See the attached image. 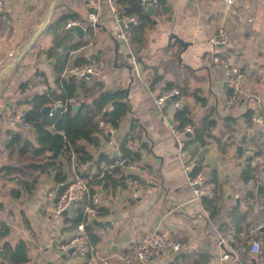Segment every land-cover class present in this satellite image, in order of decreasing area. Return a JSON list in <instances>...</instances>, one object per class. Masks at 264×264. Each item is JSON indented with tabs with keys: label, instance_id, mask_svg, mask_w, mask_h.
I'll return each mask as SVG.
<instances>
[{
	"label": "crops",
	"instance_id": "0c3cea01",
	"mask_svg": "<svg viewBox=\"0 0 264 264\" xmlns=\"http://www.w3.org/2000/svg\"><path fill=\"white\" fill-rule=\"evenodd\" d=\"M5 1L0 13V70L43 24L45 27L3 77L0 107L7 101L20 104L31 95L28 84L37 74L45 76L50 88L57 69L62 68L63 75L79 57L96 59L103 67L96 78L105 89L124 90L130 111L107 139L98 136V148L88 144L87 149L96 158H117L120 141L133 126L136 134L130 143L132 148L148 146L140 148L139 160L130 162L135 168L124 167L125 175L138 176L139 186L132 187L131 179H126L125 186L118 184L107 190L96 187L99 207L106 210L96 223L91 221L99 236V241L91 245L96 264H137L126 262L125 256L131 245L153 229L188 244L176 262L174 255H169L154 264H264L260 253L264 246V176L260 194L256 187L246 186L242 176L249 155L264 145V0H233L230 8L225 0H162L153 8L154 24L147 29L139 49L118 36L122 29L107 0H56L52 12L53 0ZM69 13L83 20L82 37L64 27L56 34L48 28L53 20ZM91 14L96 21L88 32L84 24ZM222 22L227 26L229 41L216 47L210 38ZM79 41L83 42L80 47L71 46ZM50 50L52 53H48ZM214 58L236 65L244 73L243 94L233 111L225 110L229 92L221 64ZM152 69L164 83L187 86L181 107H189L195 123L207 114L237 117L232 139L218 127L213 133L221 139V146L213 139L202 145L188 137L178 145L169 128L176 123L174 109L166 104L161 110L155 105L158 91L150 83ZM24 82L27 88L22 90ZM195 93L206 102L196 101ZM248 109L253 110L250 127L244 119ZM14 129L33 139L31 131ZM8 130L12 128L0 120V167L16 162L15 154L5 148ZM238 145L242 146L241 154L236 151ZM68 164L64 166L71 168L68 179L74 171L93 175L97 166L106 167L104 161L77 165L73 156ZM142 169L159 182L147 185L141 179ZM193 171L217 182L214 207L204 204L207 197L195 196L194 185L187 178ZM8 186L11 184H4L0 175V222L10 228L1 242L14 245L25 241L28 261L24 264H88L91 256L76 259L61 248L73 232L69 220L85 202L70 206L66 214L55 215L54 203L62 190L53 172L40 175L33 191L20 198L10 197ZM241 239L248 246L243 256ZM253 239L261 247L255 254L249 251Z\"/></svg>",
	"mask_w": 264,
	"mask_h": 264
},
{
	"label": "trees",
	"instance_id": "16d2710c",
	"mask_svg": "<svg viewBox=\"0 0 264 264\" xmlns=\"http://www.w3.org/2000/svg\"><path fill=\"white\" fill-rule=\"evenodd\" d=\"M162 0H158V5ZM118 13L136 18L135 24L128 26L129 42L134 48H141L144 44V36L147 29L151 28L154 24L153 14H148L140 4L139 0H116ZM157 5V6H158ZM75 20L81 22L83 20L77 14L69 13L63 14L57 19L53 20L48 28L60 31L67 20ZM92 26L87 27L88 32L92 30ZM66 35H70L69 32ZM58 43V42H56ZM83 42L72 44L73 48L80 47ZM48 53H52L50 50ZM136 61H140L138 53L135 56ZM85 57H79L73 61L74 66L81 65L88 62ZM97 61V60H96ZM64 62V61H63ZM62 67V65H61ZM57 76L54 85L44 94L31 93L20 104L25 105L27 112V121L31 125V132L33 139L27 137L23 132L18 131L11 127L12 130L7 131L8 138L5 142V148L10 153L16 156L15 164H4L0 167L1 179L4 184H11L8 186L10 197L20 198L23 194L31 193L42 174L53 172L55 180L59 185H65L68 180V175L71 173L70 163L71 157L75 159L77 165L93 163L99 164L104 161L105 168L97 166L96 173L88 175L76 171V174L83 178L88 187L89 194L96 193V187L101 185L103 189L115 188L118 184L125 186L126 179H138L135 175H125L124 165L118 164L121 158H126L127 163L137 161L141 157L140 148L147 149V144L140 145V148L133 149L130 144L135 137L133 127L130 131L123 136L119 144L120 156L110 159L106 156L96 158V156L89 152L87 145L90 144L98 148L101 137L99 136V121L111 124L114 129L125 119L130 111V105L125 100V92L120 89H105L104 85L98 78L75 77L72 75L63 76L62 68L56 70ZM163 81V77L158 74L156 69L151 70L150 83L152 86L157 81ZM27 83L24 82L20 88L24 90L27 88ZM177 87L180 91L176 99H181L187 93V86L175 85L171 82H165L164 88L169 89ZM1 90V89H0ZM229 92V91H228ZM69 98H75L78 108L73 109L74 104L67 103L65 109H57L52 115L48 111H43V108L50 102L61 100L66 102ZM196 101L204 104L205 98L194 94ZM111 105V110L108 106ZM253 117V110L248 109L244 113L245 123L248 127L251 126ZM173 118L177 127H182L186 124H191L195 128V134L191 141L205 144L208 139L215 140L220 146L222 145L221 139L215 135L213 131L221 127L225 130L228 139H232L237 124V117L214 116L207 114L203 116L198 123H195L191 116V111L187 105L174 110ZM221 134V133H220ZM107 139V135L102 137ZM263 147V146H262ZM262 148H258L252 153H257ZM223 150V148H221ZM251 154L247 158V165L243 170L242 176L246 181L251 172ZM65 163L66 168H64ZM196 170V169H195ZM196 173L193 171L192 174ZM63 187L60 189L62 190ZM253 196L252 192H249ZM215 198V197H214ZM213 199L206 198L204 204L209 207H214ZM90 202L86 201L83 208H78L76 214L69 221L72 226L84 220V207L89 205ZM2 208L0 204V209ZM100 215L106 214V210L98 207ZM94 224L85 222L84 228L90 245H95L99 241V236L95 231ZM10 232L7 224L0 222V264H24L28 261L27 245L25 241L19 240L14 245L3 241ZM264 244V236H263ZM242 243L240 249L241 255L247 251L248 246L244 239L239 240ZM261 249V247H260ZM260 253L264 256V246ZM206 263V261L200 264Z\"/></svg>",
	"mask_w": 264,
	"mask_h": 264
},
{
	"label": "built area",
	"instance_id": "2783aa9c",
	"mask_svg": "<svg viewBox=\"0 0 264 264\" xmlns=\"http://www.w3.org/2000/svg\"><path fill=\"white\" fill-rule=\"evenodd\" d=\"M114 15L118 20H121L125 25V29L119 33L120 39L129 42V30L128 24H135L136 18L134 16L124 15L118 13L116 0H107ZM233 0H225V5L230 8ZM140 6L147 10L149 7L152 9L157 7L158 0H139ZM6 7V1L0 0V13L4 11ZM96 18L94 15H90L84 26L94 25ZM75 25H82L81 22L75 20H67L64 29L68 30L70 27ZM229 41V33L225 23H220L215 33L210 38V42L213 46H225ZM130 44V42H129ZM215 61H219L222 67L223 81L226 88L229 91L226 103L224 105L226 111H233L236 105H238L242 94V81L244 78V73L240 67L233 65L229 62L214 58ZM135 64V61H134ZM103 67L99 61L89 60L78 66L70 65L64 69L63 75L65 76H75V77H86V78H96L102 73ZM28 87L33 93L44 94L49 90V85L43 74H37L33 79L30 80ZM155 89L158 91L155 98V105L163 110L166 106V101L170 100V107L174 110L181 107L180 99H176L179 96L180 91L177 87H172L169 89L164 88V82L162 80L157 81L154 85ZM67 103L76 104L75 98H69L66 102L61 100H55L46 105L48 108V114L52 115L57 109H65ZM0 120L3 123L11 127H18L20 130L29 132L32 127L27 121L26 107L23 105L7 101L0 107ZM258 121V118H254ZM99 136H108L114 131V127L103 121H99ZM170 131L172 132L175 141L180 145L185 138H192L195 134V128L191 124H186L182 127H177L175 124L169 125ZM251 172L249 178L246 180V186L256 187L264 176V145L262 149L257 153H251ZM126 158H121L118 164L124 165L126 168H135L133 163H127ZM141 179L145 181L147 185L155 184L159 182V179L151 174L150 172L142 169L140 171ZM188 181L191 185H194V194L197 197H207L213 198L217 190V182L213 179L204 178L200 173L188 174ZM131 186L137 187L140 185V179H131ZM89 201L90 204L84 207V220L73 226V232L69 239L65 240L61 244V248L64 251L71 249V254L76 259L87 258L90 260L88 264H96L97 258L92 254L93 248L90 245L86 232H85V222H91L100 216V211L98 210V196L96 194H89V187L86 181L73 172V175L68 179L62 189V191L57 196L54 203V214L60 215L62 211L68 210L70 206L82 204ZM188 247L185 242L173 240L169 238L164 232L158 230H150L146 232L141 239L130 246L128 253L125 256V260L128 263L137 264H154L159 262L163 256L175 255L179 252H183ZM260 250V243L258 240H252L250 246L251 253H257ZM226 258L227 255L225 254ZM103 261V260H100ZM105 262V261H103Z\"/></svg>",
	"mask_w": 264,
	"mask_h": 264
},
{
	"label": "water",
	"instance_id": "95a60500",
	"mask_svg": "<svg viewBox=\"0 0 264 264\" xmlns=\"http://www.w3.org/2000/svg\"><path fill=\"white\" fill-rule=\"evenodd\" d=\"M55 2L56 0H53V3H52V7H51V12H52V9L55 5ZM147 13L148 14H152L153 12V9L151 7H149L147 10ZM118 24L120 25L121 29L124 30L125 29V25L123 24V22L121 20H118ZM131 23H129L128 25H130ZM45 27V24L42 25V27L37 30L35 32V34H33L32 38L30 39V41L28 42V44L25 46V48L18 54H16L15 56H13V58L11 59V61L6 64V66H4L1 70H0V88H1V85H2V82H3V77L15 66L16 62L22 57V55L31 47L33 41L35 40V38L40 34V32L44 29ZM69 31L73 32L74 34H76L78 37H82L83 34H84V28L81 26V25H75V26H72L68 29ZM173 37V36H172ZM166 104L167 105H170V100H167L166 101ZM78 108V104H74L73 105V109L76 110ZM47 107L45 106L43 108V111H47ZM236 151L241 154L242 153V146L238 145L236 147ZM63 187V185H59V189H61ZM263 191V185L261 183H259L257 186H256V192L257 194H260L261 192ZM238 200V199H237ZM66 210L62 211V214H66ZM92 222L96 223V219H93ZM68 252H71V249L68 250ZM1 253V251H0ZM183 255V252H179L177 254L174 255V258L173 260L176 262L177 259Z\"/></svg>",
	"mask_w": 264,
	"mask_h": 264
}]
</instances>
